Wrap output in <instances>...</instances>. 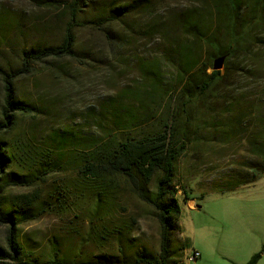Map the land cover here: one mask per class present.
Returning a JSON list of instances; mask_svg holds the SVG:
<instances>
[{"label": "trees", "instance_id": "1", "mask_svg": "<svg viewBox=\"0 0 264 264\" xmlns=\"http://www.w3.org/2000/svg\"><path fill=\"white\" fill-rule=\"evenodd\" d=\"M61 2L70 19L60 44L23 47L19 69L3 72L2 76L0 225H5L7 231L5 246L0 245V264H179L184 248L183 243H173V235L180 229L176 177L177 164L188 146L217 143L228 150L239 148L247 155L232 161L227 180L212 184V189L234 191L264 174V93L254 99L239 91L243 80L263 79L264 66L258 61L264 54V0H202L201 6L186 9L171 25L160 28L163 43L159 53L176 70L173 84L163 81L155 59L139 58L141 87L126 88L100 105L105 109L97 114L96 126L102 129L109 115V129L95 138H79L57 129L40 144L28 134H12L17 114H46L43 107L18 97L16 81L34 75V64L75 58L73 29L87 20L80 15L83 11H93L91 18L98 23L113 24L150 11L147 0H108L103 6L100 3L98 10H94L91 0ZM19 20L16 11L0 9V47L11 46L10 34L13 28L18 29ZM172 26L180 36L172 37ZM157 28L155 23L148 26L152 31H159ZM218 56H225V62L221 70L215 71L213 60ZM251 62H256L254 67ZM166 98L168 118L160 112ZM123 99L135 101L142 115L128 111L121 117L119 104ZM242 138L243 146H236ZM69 170L77 173L72 186L51 185L44 195L35 192L7 198L4 194L9 187L40 186L51 175ZM108 174L126 179L139 199L154 210L159 225L157 252L146 247L134 250L125 244L132 229L115 225L104 238H114L115 254L70 260L60 252L64 241L54 239L48 243L46 257L34 255L29 239L20 233V225L45 214L78 213L74 192L82 186L92 193L95 214L108 215L114 209L107 201L112 194L111 184L105 180ZM261 255L262 250L246 264H257Z\"/></svg>", "mask_w": 264, "mask_h": 264}, {"label": "rangeland", "instance_id": "2", "mask_svg": "<svg viewBox=\"0 0 264 264\" xmlns=\"http://www.w3.org/2000/svg\"><path fill=\"white\" fill-rule=\"evenodd\" d=\"M61 1L33 4L27 0H0L1 10L16 11L20 17L18 29L13 28L10 34L11 46L0 47V111L3 105V72L19 69L21 49L36 44H60L62 41L70 17ZM107 1L91 0V5L98 10L99 4L103 6ZM147 4L150 5L149 13L130 15L118 24L98 23L91 18L93 11H83L80 15L87 20L73 29L75 58L49 59L34 64V75L16 81L18 97L43 107L46 114H17V125L12 134H28L40 144L57 129L79 138L99 137L111 126L109 115L104 119L102 129L96 126L97 114L105 109V106L100 109V105L126 88L141 87L138 59L142 57L155 59L160 65L163 81L173 84L176 70L159 53L163 43L160 28L171 25L186 9L201 6L202 0H147ZM152 23L157 24L159 31L148 30ZM169 33L172 37L181 35L173 26ZM258 62L264 66V54ZM255 63L251 62V67ZM262 76L260 81L254 78L243 80L239 91L254 99L261 93L263 95L264 74ZM172 94L175 98L176 91ZM168 101L166 98L160 111L167 118L170 115ZM128 111L142 115L135 101L120 100L121 117ZM200 131L204 132L203 129ZM243 142V138L238 140L236 146H243ZM240 156L247 157L239 148L228 150L217 143H197L190 144L179 159L176 199L180 206V229L173 235L175 246L183 243L179 264H246L253 254L261 250L257 264H264V174L234 191L211 188L212 184L227 180L226 175L233 168L231 162ZM60 162L64 164L65 160ZM76 174L74 170L62 171L51 175L40 186L9 187L4 194L7 198L35 192L44 195L51 185L72 186L74 180L77 181ZM105 180L111 184L109 191L112 193L107 201L114 206L108 215L95 214L92 193L82 186L74 192L78 213L66 216L45 214L20 225V233L29 239L34 255L46 257L49 254L48 243L54 239L64 241L59 247L60 252L70 260L115 254L118 251L114 238L108 236L104 240L106 233L115 225H127L132 229L125 244L134 250L146 247L157 252L159 225L154 210L139 199L126 179L108 174ZM150 187L153 188V183ZM6 231L7 227L0 225L2 246H5ZM193 252L200 255L195 260L191 259Z\"/></svg>", "mask_w": 264, "mask_h": 264}, {"label": "water", "instance_id": "3", "mask_svg": "<svg viewBox=\"0 0 264 264\" xmlns=\"http://www.w3.org/2000/svg\"><path fill=\"white\" fill-rule=\"evenodd\" d=\"M224 62H225V56H218L213 60V66L212 69L217 71V70H221L224 66Z\"/></svg>", "mask_w": 264, "mask_h": 264}, {"label": "built area", "instance_id": "4", "mask_svg": "<svg viewBox=\"0 0 264 264\" xmlns=\"http://www.w3.org/2000/svg\"><path fill=\"white\" fill-rule=\"evenodd\" d=\"M200 255H199V253H197V252H193V255L191 256V259L192 260H195L197 257H199Z\"/></svg>", "mask_w": 264, "mask_h": 264}]
</instances>
